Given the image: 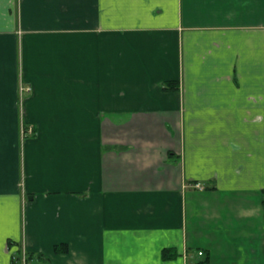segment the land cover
<instances>
[{
	"label": "crops",
	"instance_id": "crops-1",
	"mask_svg": "<svg viewBox=\"0 0 264 264\" xmlns=\"http://www.w3.org/2000/svg\"><path fill=\"white\" fill-rule=\"evenodd\" d=\"M27 253L264 264V0H0V264Z\"/></svg>",
	"mask_w": 264,
	"mask_h": 264
},
{
	"label": "trees",
	"instance_id": "trees-1",
	"mask_svg": "<svg viewBox=\"0 0 264 264\" xmlns=\"http://www.w3.org/2000/svg\"><path fill=\"white\" fill-rule=\"evenodd\" d=\"M163 88L164 90L166 91H169V90H178L180 88V83L179 81H176V80H172V81H166L163 85ZM27 123H24V128H25V136L27 137V133L26 131H28V126H25ZM34 128V126H33ZM33 133H36L35 132V129L33 131ZM69 250V246L67 243H60V244H57L55 246V252L56 253H66L67 251ZM27 256V260L30 259V255L29 253L25 254ZM162 256L163 258H166V259H169V258H172L174 256H176V251L174 249V247H167V248H164L163 251H162ZM39 257H43L42 254H39ZM21 258L15 256L14 257V262L16 264H19V260ZM194 264H210V256L208 254L202 256L198 261H196Z\"/></svg>",
	"mask_w": 264,
	"mask_h": 264
},
{
	"label": "rangeland",
	"instance_id": "rangeland-1",
	"mask_svg": "<svg viewBox=\"0 0 264 264\" xmlns=\"http://www.w3.org/2000/svg\"><path fill=\"white\" fill-rule=\"evenodd\" d=\"M31 91H32V88H31V86H28V85H25V84H23V83H21V86H20V93H21V95H27V94H30L31 93ZM28 125H34V124H29V123H27L25 126H28ZM35 126V125H34ZM23 132H25L24 131V129H23ZM35 132H36V130H35ZM26 133H27V137H32V136H34L35 135V133H33V132H29V131H26ZM198 183V182H197ZM200 183V182H199ZM205 187V186H204Z\"/></svg>",
	"mask_w": 264,
	"mask_h": 264
},
{
	"label": "built area",
	"instance_id": "built-area-1",
	"mask_svg": "<svg viewBox=\"0 0 264 264\" xmlns=\"http://www.w3.org/2000/svg\"><path fill=\"white\" fill-rule=\"evenodd\" d=\"M23 129H24V131H25L24 126H23ZM28 131H29V132H33V131H34L33 125H28ZM195 185H196V187H198V188H204V185H202V184L199 183V182L196 183ZM199 254L202 255V254H203V251H199ZM22 262H23V264H27V257H26L25 254H24L23 257H22Z\"/></svg>",
	"mask_w": 264,
	"mask_h": 264
}]
</instances>
